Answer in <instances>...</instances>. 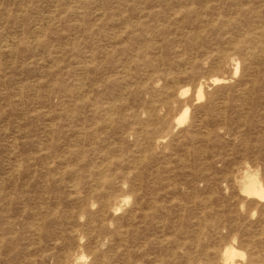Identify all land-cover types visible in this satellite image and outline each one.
<instances>
[{"label": "rangeland", "instance_id": "374dc122", "mask_svg": "<svg viewBox=\"0 0 264 264\" xmlns=\"http://www.w3.org/2000/svg\"><path fill=\"white\" fill-rule=\"evenodd\" d=\"M0 264H264V0H0Z\"/></svg>", "mask_w": 264, "mask_h": 264}]
</instances>
